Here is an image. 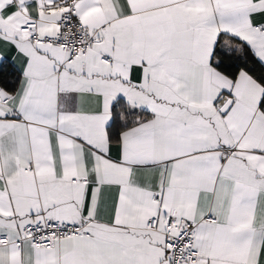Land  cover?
<instances>
[{
	"label": "snow or ice",
	"instance_id": "obj_1",
	"mask_svg": "<svg viewBox=\"0 0 264 264\" xmlns=\"http://www.w3.org/2000/svg\"><path fill=\"white\" fill-rule=\"evenodd\" d=\"M0 264H264V0H0Z\"/></svg>",
	"mask_w": 264,
	"mask_h": 264
}]
</instances>
